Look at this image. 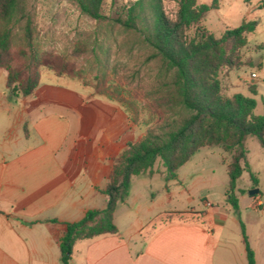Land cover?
<instances>
[{
	"label": "crops",
	"instance_id": "obj_1",
	"mask_svg": "<svg viewBox=\"0 0 264 264\" xmlns=\"http://www.w3.org/2000/svg\"><path fill=\"white\" fill-rule=\"evenodd\" d=\"M216 1L202 20L206 29L207 15L232 3ZM249 1L238 9V22H258L247 41L264 16V0ZM129 128L120 106L74 81L40 79L30 95L10 99L0 70V264H62L66 223L105 207L115 160L137 139ZM251 138L235 185L237 210L226 204L233 151L204 146L172 179L164 168L132 176L113 213L116 234L77 240L72 264H248L241 222L254 264H264V148ZM251 188L258 192L249 195Z\"/></svg>",
	"mask_w": 264,
	"mask_h": 264
},
{
	"label": "trees",
	"instance_id": "obj_2",
	"mask_svg": "<svg viewBox=\"0 0 264 264\" xmlns=\"http://www.w3.org/2000/svg\"><path fill=\"white\" fill-rule=\"evenodd\" d=\"M70 1L81 14L139 37L150 49L147 60L157 64L156 87L151 95H155V107L161 115L141 139L128 143L116 159L102 190L107 198L105 207L89 209L80 220L66 223L59 243L60 262L72 264V247L77 240L116 234L113 213L117 203L128 195L131 177L150 171L156 160L161 161L168 180L201 147L219 145L225 151H233L227 168L226 195L237 210L234 190L244 166L247 167L245 141L249 136L255 137L264 148V113L254 112L256 103L252 97L227 94L222 81L231 70L251 64L250 58L241 59L240 50L247 45V34L258 22L242 21L215 36L202 25V20L209 10L217 7L216 0L211 3L176 0L174 18L166 16L162 0H136L125 8L124 17L118 14L115 18L101 13L103 0ZM29 2L0 0V69L6 72L10 99L28 96L35 90L41 65L53 62L58 69L67 66L62 59L37 50ZM18 41L22 44L16 47ZM259 47L256 45L255 49ZM90 51L96 56L95 48ZM247 90L254 95L256 86L250 84ZM97 95L112 100L105 94ZM241 228L248 264H254L242 222Z\"/></svg>",
	"mask_w": 264,
	"mask_h": 264
},
{
	"label": "rangeland",
	"instance_id": "obj_3",
	"mask_svg": "<svg viewBox=\"0 0 264 264\" xmlns=\"http://www.w3.org/2000/svg\"><path fill=\"white\" fill-rule=\"evenodd\" d=\"M135 1L103 0L101 13L109 18H115L118 14L124 17L125 8ZM251 3L254 1L251 0ZM29 4L34 14V40L37 50L49 57L60 58L67 64L62 69L54 67L56 63L53 62L41 65L38 68L39 81H74L88 90L90 95L98 96L97 93H102L109 96L128 115L130 134L137 138L134 142L141 139L161 115L155 107V95H151L156 87L157 64L147 60L150 49L141 43L139 37L119 32L117 27L111 28L106 22L98 23L81 14L70 0H30ZM242 5V0H232L231 5H225L219 11V16L217 13H209L205 18V26L215 36L229 23L238 26L241 23L238 22V9ZM162 6L166 16L175 17L178 8L176 0H162ZM259 23V27L248 35V44L240 50L241 59L246 61L251 57V64L231 70L222 83L223 89L229 95L241 93L252 97L256 103L255 113L263 114L264 16ZM21 44L18 41L16 47ZM256 45L261 47L254 50ZM91 48L96 49V56L90 51ZM14 50L15 46L12 53ZM15 59L22 60L19 56H15ZM251 73H254L253 78ZM250 84L256 86L254 95L247 90ZM209 161L216 165L220 157L212 155ZM161 168V161L156 160L150 172ZM216 175V181L220 180V173ZM225 176L221 174V177ZM262 177L264 179V172ZM251 179L254 183V178ZM243 183L244 181H240V184ZM196 188L202 191V184H198ZM234 194L236 195V190ZM226 204L233 207L227 199Z\"/></svg>",
	"mask_w": 264,
	"mask_h": 264
},
{
	"label": "water",
	"instance_id": "obj_4",
	"mask_svg": "<svg viewBox=\"0 0 264 264\" xmlns=\"http://www.w3.org/2000/svg\"><path fill=\"white\" fill-rule=\"evenodd\" d=\"M258 192V188H251L248 190L249 195H254Z\"/></svg>",
	"mask_w": 264,
	"mask_h": 264
},
{
	"label": "built area",
	"instance_id": "obj_5",
	"mask_svg": "<svg viewBox=\"0 0 264 264\" xmlns=\"http://www.w3.org/2000/svg\"><path fill=\"white\" fill-rule=\"evenodd\" d=\"M252 78L254 77V73H251V75H250Z\"/></svg>",
	"mask_w": 264,
	"mask_h": 264
}]
</instances>
